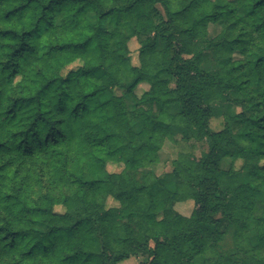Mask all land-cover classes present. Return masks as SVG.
<instances>
[{
    "label": "trees",
    "instance_id": "trees-1",
    "mask_svg": "<svg viewBox=\"0 0 264 264\" xmlns=\"http://www.w3.org/2000/svg\"><path fill=\"white\" fill-rule=\"evenodd\" d=\"M179 131L208 150L158 177ZM133 257L264 264V0H0V264Z\"/></svg>",
    "mask_w": 264,
    "mask_h": 264
},
{
    "label": "rangeland",
    "instance_id": "rangeland-1",
    "mask_svg": "<svg viewBox=\"0 0 264 264\" xmlns=\"http://www.w3.org/2000/svg\"><path fill=\"white\" fill-rule=\"evenodd\" d=\"M220 25H211L210 26V37H213L217 35L220 30H221ZM129 48L131 51V59L132 63L135 66L139 65V48L140 45L136 39L131 40L129 43ZM79 65L74 64L73 66L65 69L63 71V75H67L70 70H73L77 68ZM218 64L217 61L213 58L212 55H209L206 62L203 65V69L209 70L211 72L217 70ZM149 89V84L142 83L140 84L137 89L136 93L141 96L146 90ZM127 105L129 109H134L135 107V102L132 100L131 97H127ZM213 108L215 111V114L217 116V121L213 123V127H222L224 124V118L228 115H234L235 114V108L229 104V103H224V102H217L213 104ZM178 109H174L173 112H177ZM135 129L136 131H139L141 129V125L139 123L135 124ZM182 137V132L179 131L175 133V141L172 140H167L160 151V157L159 161L152 166L149 171L154 172L158 177H165L167 174H170L172 171V162L176 159H178L179 155L181 154H187L195 158H200L201 154L203 152H206L208 150V147L206 145H203L201 143H198L196 141H192L190 143H187L185 141L181 140ZM122 170L121 167L115 164H110L108 165V170L107 174H113V173H118ZM247 172L242 171L240 175V181L241 182H246L247 177H246ZM107 177V175L103 176ZM120 204L119 202L115 201L114 199H109L108 201V207H119ZM195 208V204L192 201L185 202V203H178L175 206V209L180 212L181 214L185 216L191 215L192 211ZM57 212H63V209L61 207L56 208ZM233 241H234V229H230L227 234L225 235V239L223 241L224 246L227 249L233 248ZM147 259L143 257H133L130 258L121 264H144L146 263Z\"/></svg>",
    "mask_w": 264,
    "mask_h": 264
}]
</instances>
